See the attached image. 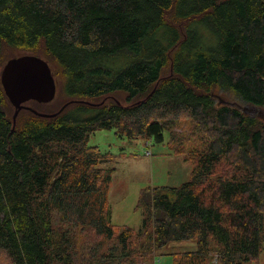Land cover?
Segmentation results:
<instances>
[{
  "label": "trees",
  "instance_id": "1",
  "mask_svg": "<svg viewBox=\"0 0 264 264\" xmlns=\"http://www.w3.org/2000/svg\"><path fill=\"white\" fill-rule=\"evenodd\" d=\"M8 48L55 60L70 99L24 102L14 125L0 79V264H155L179 240L196 247L173 264L258 261L264 118L213 92L264 108V0H0V66ZM98 129L168 134L193 160L188 181L142 190L139 228L113 224Z\"/></svg>",
  "mask_w": 264,
  "mask_h": 264
},
{
  "label": "rangeland",
  "instance_id": "2",
  "mask_svg": "<svg viewBox=\"0 0 264 264\" xmlns=\"http://www.w3.org/2000/svg\"><path fill=\"white\" fill-rule=\"evenodd\" d=\"M43 49V48H42ZM36 53V54H35ZM35 53L6 49L3 63L11 57L24 54H35L44 59H48L53 69L57 83V93L49 103V108H59L68 101L65 93V76L60 66L51 57H47L42 50ZM169 70L166 68L165 72ZM124 101L125 94H117ZM214 98L219 104H228L240 108L244 113L264 118V108L252 105L228 94L219 89L213 92ZM31 106L44 109L45 105L29 102ZM186 130L190 123L183 124ZM89 144L98 145L103 152H110L116 157L102 166L112 170V178L108 190V200L112 208L113 224L123 227L129 226L139 228L143 221V209L139 206L141 192L145 188H155L158 186H179L190 179L193 160L186 154L175 153L168 143V134L164 142H155L153 139L138 137L134 139L120 138L115 129H98L89 137ZM146 151H151V155H146ZM123 153V154H122ZM196 247L194 240L172 241L163 253H158L154 257L155 264H173V256L168 251L189 250ZM253 264H264V247L257 262Z\"/></svg>",
  "mask_w": 264,
  "mask_h": 264
},
{
  "label": "water",
  "instance_id": "3",
  "mask_svg": "<svg viewBox=\"0 0 264 264\" xmlns=\"http://www.w3.org/2000/svg\"><path fill=\"white\" fill-rule=\"evenodd\" d=\"M1 83L14 106V125L24 102L37 100L48 103L54 100L57 93V83L49 61L35 54H24L10 58L2 68ZM69 102L64 104L58 112L44 113L36 109L33 112L42 116H55L61 112ZM31 108V107H30Z\"/></svg>",
  "mask_w": 264,
  "mask_h": 264
},
{
  "label": "built area",
  "instance_id": "4",
  "mask_svg": "<svg viewBox=\"0 0 264 264\" xmlns=\"http://www.w3.org/2000/svg\"><path fill=\"white\" fill-rule=\"evenodd\" d=\"M146 155H151V151H146Z\"/></svg>",
  "mask_w": 264,
  "mask_h": 264
}]
</instances>
